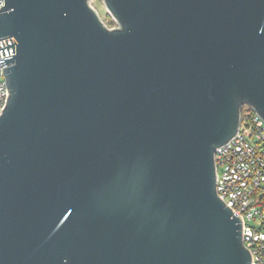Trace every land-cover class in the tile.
Here are the masks:
<instances>
[{
	"label": "water",
	"instance_id": "1",
	"mask_svg": "<svg viewBox=\"0 0 264 264\" xmlns=\"http://www.w3.org/2000/svg\"><path fill=\"white\" fill-rule=\"evenodd\" d=\"M3 0L0 264H251L215 151L264 120V0Z\"/></svg>",
	"mask_w": 264,
	"mask_h": 264
},
{
	"label": "built area",
	"instance_id": "2",
	"mask_svg": "<svg viewBox=\"0 0 264 264\" xmlns=\"http://www.w3.org/2000/svg\"><path fill=\"white\" fill-rule=\"evenodd\" d=\"M7 94L0 66V114ZM244 106L237 133L215 151L216 190L242 220L243 242L251 252V264H264V120Z\"/></svg>",
	"mask_w": 264,
	"mask_h": 264
},
{
	"label": "rangeland",
	"instance_id": "3",
	"mask_svg": "<svg viewBox=\"0 0 264 264\" xmlns=\"http://www.w3.org/2000/svg\"><path fill=\"white\" fill-rule=\"evenodd\" d=\"M91 5L94 7V9L97 11L98 15L102 19V21L109 27H112L114 25L108 24V16H110L103 4L102 0H91ZM111 17V16H110Z\"/></svg>",
	"mask_w": 264,
	"mask_h": 264
},
{
	"label": "trees",
	"instance_id": "4",
	"mask_svg": "<svg viewBox=\"0 0 264 264\" xmlns=\"http://www.w3.org/2000/svg\"><path fill=\"white\" fill-rule=\"evenodd\" d=\"M108 24L110 26L115 24L114 21H113V19L110 16H108ZM244 113H245V106L243 105L241 107V118H242V120L244 119Z\"/></svg>",
	"mask_w": 264,
	"mask_h": 264
}]
</instances>
